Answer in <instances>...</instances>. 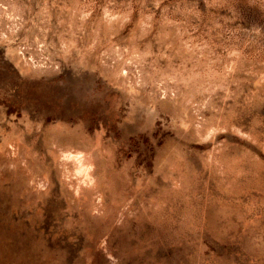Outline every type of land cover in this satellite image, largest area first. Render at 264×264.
<instances>
[{
	"label": "rangeland",
	"instance_id": "1",
	"mask_svg": "<svg viewBox=\"0 0 264 264\" xmlns=\"http://www.w3.org/2000/svg\"><path fill=\"white\" fill-rule=\"evenodd\" d=\"M0 264H264V0H0Z\"/></svg>",
	"mask_w": 264,
	"mask_h": 264
},
{
	"label": "bare ground",
	"instance_id": "2",
	"mask_svg": "<svg viewBox=\"0 0 264 264\" xmlns=\"http://www.w3.org/2000/svg\"><path fill=\"white\" fill-rule=\"evenodd\" d=\"M78 151V152H77ZM84 151H86V150H82V151H79V150H76V153L73 151V152H70V153H72L71 155H69L68 157H70L71 159H72V161H74V169H76L77 171H78V173H82V172H88V170H89V168H90V165H91V163H90V161L92 162V158H89L88 159V157H90V154H86V152H84ZM88 155V156H87ZM94 155V154H93ZM66 156V157H65ZM65 158H67V155L65 154ZM94 156H97V155H94ZM97 158V157H96ZM95 158V159H96ZM90 159H92V160H90ZM68 161H70V159H67ZM68 161H67V163H68ZM97 161H99L98 160V158H97ZM93 163V162H92ZM97 164H99V163H97ZM72 165V166H73ZM100 165V164H99ZM68 166H70L71 167V165H68ZM92 166V165H91ZM95 166V165H94ZM69 169V168H68ZM98 169H99V167L97 168V171H98ZM92 170H95V169H92ZM91 170V168H90V170L89 171H91V172H93ZM100 170V169H99ZM74 171V170H73ZM80 171V172H79ZM96 171V170H95ZM101 171V170H100ZM99 171V172H100ZM76 172V171H75ZM78 173H75L77 176H79L78 175ZM96 175V177H97V174H95ZM81 176H82V174H81ZM87 176H88V174L85 176L86 177V179H88L90 176H88V178H87ZM92 178L94 177V176H91ZM91 177H90V179H91ZM100 177V176H99ZM83 178H84V176H83ZM85 179V178H84ZM96 179V178H95ZM88 181H89V179H88ZM91 182V181H90ZM110 257V256H109Z\"/></svg>",
	"mask_w": 264,
	"mask_h": 264
}]
</instances>
